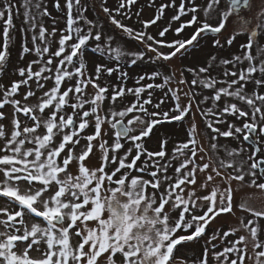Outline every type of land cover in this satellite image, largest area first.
Segmentation results:
<instances>
[{"label":"snow or ice","instance_id":"1","mask_svg":"<svg viewBox=\"0 0 264 264\" xmlns=\"http://www.w3.org/2000/svg\"><path fill=\"white\" fill-rule=\"evenodd\" d=\"M136 3L137 0H119L115 12L128 18L125 14ZM217 3L218 0H206L201 7L196 0H165L153 18L139 21L144 30L126 26L116 19L106 0H102L100 8L112 25L144 46L143 50L128 54L132 57L130 63L136 65L145 59L159 64L187 56L190 49L199 47L206 33L219 37L227 29L233 14L237 16V22L249 25L250 21L240 14V5L242 3L247 10L250 0H231L232 12L221 15L213 24L208 17ZM259 4L258 17L264 15V0H259ZM56 7H61L59 0ZM65 7L68 10L67 28L61 30L58 41L54 40L56 50L50 51L46 30L41 26L40 39L44 47L36 44L35 35L32 48L27 43L22 47V56L35 52L41 59L19 68V79L10 85L0 84V121L9 119L4 109L12 108L11 128L0 123V199L4 201L0 203V264H116L117 254L122 257V264H171L176 247L207 236V228L222 214L234 212L233 180L242 184L246 175H251L252 185L264 190V182L257 183L264 180V171L260 176L255 171L245 174L243 162L237 167L234 162L221 161L220 167L233 169L235 175L225 174L211 163H197L198 151L203 149H197L194 139L197 114L207 122L211 141H217L218 137L238 138L241 133H244V141L250 139L249 133L258 132L264 136V93L246 94V84L258 71L261 78L255 79L254 83L257 88L264 87V58H261L264 49L257 57L251 55L256 32L247 27L229 33L223 43L213 38L214 47L221 48L224 44L230 47L237 35L250 32L240 45L241 55L220 61L227 66L246 60L248 67L239 74L225 71L222 80L212 75L210 65L182 69L180 79L176 81L177 88L167 87L164 95L154 100V91L164 90L175 74L163 75V83L158 84L155 81L161 78V73L153 70L140 75L135 86L127 87L121 81L128 79V73L119 63L124 53L113 47V36L104 32L103 25L86 18L83 0H66ZM13 8L10 0H3L0 5V21L3 22L0 70L8 59ZM168 9L172 11L169 13ZM201 11L203 19L199 15ZM44 14H47L46 10ZM24 15L28 21L29 12L25 11ZM135 15L139 17L140 13ZM185 16L190 18L185 20ZM162 17L166 26L158 28L154 34L146 31L150 26H156ZM79 21H84L86 31L84 27L76 26ZM173 25L176 26L173 28ZM22 30L27 32V29ZM56 31L53 27V37ZM93 43L101 61L95 64L94 71H89L82 54ZM45 54L47 60L43 59ZM215 59L212 57L213 61ZM256 60H259L258 66ZM114 62L115 66H111ZM34 65L38 66L36 70ZM185 72L191 74L190 79L185 78ZM104 73L108 76L119 73L117 83L101 85L100 78ZM228 77L233 79L229 81ZM50 81L53 86L45 90ZM218 83L227 86L216 87ZM184 84L188 85V91L180 87ZM88 87L92 88L93 94L86 91ZM22 88L26 91L21 94ZM195 88L208 89L213 95L198 100ZM37 91L42 92V96L36 103L29 104ZM180 92H183L186 104L181 102ZM17 95H21V99H17ZM126 95L133 99L120 111H111L110 115L118 119L109 120L104 102L110 100L114 106ZM225 97L243 102L248 110L237 103L225 102L220 107L218 102ZM209 99L212 107L202 109L201 105ZM69 108L70 112L67 111ZM190 116L193 119L189 120ZM226 116L240 121L242 126L227 123L226 130H222ZM126 118L127 122L122 123ZM173 122L187 128V135L193 138L174 147L170 155L166 140L159 141L157 149H149L146 140L151 139L154 129ZM106 123L112 129L120 125L114 139L105 132L103 126ZM216 147L217 143H212V148ZM259 150L257 146L253 156ZM236 154L239 153L235 149L228 153L230 156ZM93 156H96L95 166L88 163ZM180 157L184 159L177 166ZM200 159L203 160V156ZM72 165H77L75 174L70 171ZM257 166L253 163L251 168ZM170 169L172 175L168 174ZM209 169L215 173V178L221 179L223 188L213 187L209 194L199 196L197 186L207 190L214 176L207 175L205 183L199 184L196 173ZM133 171L137 175H130ZM240 206L254 217H264V211H257L247 203ZM105 211L107 218L103 215ZM26 216L39 219L41 223L29 226ZM89 223H95L96 227H89ZM252 224L249 220L244 227L256 241L258 227L249 229L248 225ZM213 231L215 233L217 229ZM73 233L76 243H72ZM229 234V231H223V237ZM246 239L244 235L239 236L221 252L215 251L213 243L212 254L217 264H244L247 246L240 249L237 245ZM19 245L24 246L22 252L16 250ZM261 249H264V243H253L254 264H264V250ZM33 250L38 255H31ZM208 251L205 247L203 256L196 258L199 264H208ZM232 253H236L235 259L231 258Z\"/></svg>","mask_w":264,"mask_h":264},{"label":"rangeland","instance_id":"2","mask_svg":"<svg viewBox=\"0 0 264 264\" xmlns=\"http://www.w3.org/2000/svg\"><path fill=\"white\" fill-rule=\"evenodd\" d=\"M12 1V2H11ZM51 1L52 0H43L44 7L43 12L40 10L41 1L40 0H10V2L14 5L13 8V27L10 29L12 39L9 43L8 47V59L5 61V63L2 66V70H0V84L3 85H10V83L13 80L19 79L18 76V69L21 67H26L27 64L33 60L41 59L40 57H37L35 52L32 54H24L22 56V47L25 43H27V46L29 48L33 47L32 44V37L33 35L36 36V44L39 45L41 48L44 47V43L40 39V29L41 26L46 24L45 27V38L50 45V51L56 50V45L54 43L55 41H58L61 30L64 29L65 26H63V15L59 12V14H56L52 12L51 8ZM102 0H83V3L86 5V10L84 15L88 20L93 21L97 25H103V30L107 35L113 36V47H118L124 55L121 57L119 63L123 65V71L128 73V79L126 81H121V83H125L127 87H133L136 85V81L140 75H143L145 73H150L151 71L155 70L161 73V78L157 79L155 83H163V75H173L175 74V78L171 80L169 85L166 86L164 90L156 89L153 93L154 100H158L160 97L164 95V91H166L167 87H171L173 89L177 88L176 81L180 79L181 71L182 69H186L188 67H199V66H211V72L214 77H216L219 80L223 79V73L225 71H235L237 74L242 69H245L248 67V61L242 60L240 62H237L235 64H229L227 66L221 64V60L223 59H229L231 60L233 56L235 55H241V48L240 45L242 42H244L247 38L250 32L245 31L243 34H239L236 36L235 43L232 46H228L227 44H224L221 48H216L212 44L213 38H218L223 43L225 40V37L229 33L241 30L244 27H247L251 29L252 31H256L260 33V35L256 34L255 41L251 48V55L253 57L258 56V52L262 49H264V15L257 16V13L260 11V4L259 0H250V5L247 8V10L241 8L240 14L248 19L250 21L249 25L244 26L241 23L237 22V16L231 15V18L228 21L227 29L223 31L219 37H216L215 35L211 34H205V37L200 40L199 47L196 49H190L189 54L183 58H176L171 61H161L159 64L155 62H150L145 59L141 61V64H139V61L136 65L128 64L130 63L129 59H132L131 56H129V53H136L141 50H143V45L140 44L138 41L130 38L126 33H123L122 30L117 29L114 25L111 24L108 16L102 11L100 8ZM165 0H137V3L131 7V9L125 14L128 18H125L124 15L118 14L115 12V7L118 5L119 0H106L107 5L112 9L113 15L116 19H119L124 23L126 26L134 27L138 30H144L141 28V25L139 21L148 20L154 17L156 14V9L161 3H164ZM3 0H0V5H2ZM40 4L39 7L37 5ZM196 4L203 7L206 4V0H196ZM32 5V7L30 6ZM155 5V7L153 6ZM46 9L47 14H44V10ZM25 11H28L30 14V18L28 21L25 20ZM169 13L172 11L171 9L167 10ZM139 12L140 16L137 17L135 14ZM232 12V9L229 7V3L226 2V0H218V3L213 5V10L211 11L208 19L210 22L215 24L218 19L223 14H229ZM75 13V10H74ZM201 19L204 18V13L201 11L199 13ZM75 18V16H74ZM190 17L185 16L184 19L187 20ZM40 19L47 20V22H44V24L40 25ZM35 23V28H32V24ZM0 24H3L2 21H0ZM261 25L260 28H256L255 25ZM76 26L84 27L85 31L87 30L86 26L84 25V21H79ZM166 26L164 23V18L162 17L158 24L156 26H150L148 29H146L147 32L150 34H154L157 32V29L160 27ZM176 25H173V28ZM55 27L57 29L55 37L51 35L52 29ZM22 29H27V32L23 31ZM50 42V43H49ZM3 45V26L0 25V47ZM95 45L90 44L88 49L82 54V58L84 60L85 65L87 66L89 71H94V66L96 63H99L101 61L100 53L96 52L94 50ZM164 51H167V49H163ZM151 55V53H149ZM212 57H216V59L213 61ZM47 54L43 57L44 60H47ZM126 58V59H125ZM261 58H264L262 56ZM16 59V60H15ZM104 59H107V57H104ZM58 63V61H57ZM128 67H127V65ZM149 63L151 66L145 67L146 64ZM148 64V65H149ZM256 64L258 66L259 60H256ZM78 66V65H77ZM115 66V62L111 65ZM131 67V68H130ZM145 67V68H144ZM38 66L34 65V70H36ZM119 75L117 73L114 76H108L107 73L102 74L100 78L101 85L104 84H115L117 83L116 77ZM184 76L186 79L191 78V74L185 72ZM261 73L258 71L253 74L252 80L246 84V94H252L255 91H259L260 93H264V87H259L254 83L255 79H260ZM233 79V77H228V80L230 81ZM151 81H144V83H148ZM53 86V82H48L47 87L45 90ZM227 84L225 83H218L216 87H226ZM35 87V84H33V88ZM184 91H188V85L184 84L180 86ZM197 92V99L203 100L204 96L211 97L213 93L208 89H201V88H195L194 89ZM234 90V89H233ZM26 89L22 88L20 90V93L22 94ZM89 94L92 93V88L88 87L86 90ZM146 95V93L144 94ZM180 95L182 97L181 102L187 103V100L183 99V92H180ZM42 96V92L37 91L36 96L33 98H30L28 103L34 104L38 101V98ZM0 98H2V93H0ZM17 99H21V95H17ZM133 99L132 96L126 95L123 100L118 99L114 106H112V102L110 100H106L104 102L103 108L106 112L109 113L108 119H118V117H112L110 115L111 111H120L123 107L127 106V103ZM227 103H237L239 107L247 109V105L243 102H240L236 100L235 98L231 97H225L222 98L221 101H219L220 107L223 106V104ZM212 107V100L209 99L208 101H205L202 105V109H207ZM67 111H71V109H67ZM193 111H195V108H193ZM4 112L6 115L9 116L8 120L0 121V123H3L7 125L9 128H11V112L12 108L11 106H8L4 109ZM130 118V117H129ZM193 119L191 116L189 117V120ZM226 123L221 125L222 130H226L227 123H236L237 126H242V123L240 121H234V118L231 116L225 117ZM127 118L122 122L126 123ZM195 122L197 124V132L194 136V139L196 140V147L197 149H203V151H198V155L196 157V161L199 164L203 163H211L213 167L218 168L221 172L228 174L231 173L235 175V171L233 169H227V168H221V161L228 163V162H234L237 167L241 166V162H243V171L245 174H248L252 171H255L257 176L261 175V172H259L256 169H252L251 165L253 163L258 162L260 158L264 161V136H261L258 132L256 133H249L250 139L247 141H244L243 136L244 133L239 134L238 138L233 137H218L217 141H211L210 137L212 133L210 130H207V122L200 116H195ZM105 132L110 134L112 138H115V133L120 130V125H117L115 129L111 128V125L106 123L104 124ZM134 128H139V125H133ZM91 132V129L88 130ZM188 129L185 127H182L181 125L173 122V123H164L161 124L159 127H156L151 134V139L146 140V144L149 147V149H157L158 148V142L159 141H167V149L169 155L172 152V149L176 146H179L181 143H186L189 139H192L193 137H189L187 135ZM248 142V143H246ZM212 143H217L216 149L212 148ZM259 147V152L256 153L255 156H253V152L256 151V147ZM191 147V146H190ZM233 149L237 150L236 155H228L229 152H231ZM243 149L241 152L240 150ZM125 151H127V146L125 147ZM123 155V153H121ZM187 155L190 156V152H187ZM203 156V160L200 159V157ZM253 156V158L250 160L249 157ZM259 158V159H258ZM184 157H180L177 160V166L180 162H183ZM258 159V160H257ZM88 163L92 166H95L96 156H93ZM77 165H72V168L70 171L73 172V174L76 173ZM109 170L111 171V166L109 167ZM169 175L173 174L172 169L169 170ZM212 174L214 176V181L210 183L207 187V190L201 189L197 186L196 191L197 195L203 196L207 195L211 192L213 187H220L223 188V183L220 178H215V173L211 172V169L206 170L204 173L197 172L196 177L199 184H204L207 175ZM130 175H137L136 172H131ZM147 179V177H144ZM2 179V177H0ZM252 176L246 175L245 181L241 184L237 181L231 182V187L233 189V200H234V212L232 214H222L214 224L209 226L207 228V236L194 240L192 242H183L178 247L174 249V256L172 257L171 264H199L197 261V257H202L205 247L208 248V264H217V260L212 254V244L215 243V251L221 252L223 251L224 247L230 246L232 242H235L238 240L239 236L244 235L247 237V239L238 244L237 246L240 249H244L245 246H247V253H246V259L244 261V264H254L255 260V253L252 250V245L254 242L258 243H264V217L257 218L254 217L253 214L244 208H242L240 205L241 203H247L251 206H253L257 211H264V190L259 189L258 187L252 185ZM264 182V180H258L257 183ZM109 187L115 186V185H107ZM151 188L148 189V194L151 195ZM123 200L124 198L121 197ZM0 203H4L3 199H0ZM104 218H107L108 213L104 212ZM26 222L31 225V223H41L39 219H31L30 217H25ZM252 220L253 224L248 225V228L251 227H258L257 232V238L256 241H253L250 232L248 229L244 227V225L248 224V221ZM43 226V225H41ZM91 228H95V223H89L88 225ZM213 229H217V231L214 233ZM229 231L230 234L227 237H223V231ZM184 234V233H183ZM208 240L209 243L205 244V241ZM72 243H76V237L75 234H72ZM23 245H19L17 247L18 252L23 251ZM264 250V249H261ZM31 255L36 256L38 253L33 250L31 252ZM247 257H251V259H248ZM231 258H236V253L231 254ZM116 264H122V257L117 254L115 256Z\"/></svg>","mask_w":264,"mask_h":264},{"label":"trees","instance_id":"3","mask_svg":"<svg viewBox=\"0 0 264 264\" xmlns=\"http://www.w3.org/2000/svg\"><path fill=\"white\" fill-rule=\"evenodd\" d=\"M41 1V6H40V4H38L39 6H40V10L43 12V5H44V2H43V0H40ZM12 2V1H11ZM51 8H52V12H54V13H56V14H59V12L63 15V26H65L64 27V29L63 30H65L66 28H67V16H68V10H67V8L65 7V3H66V0H59V3H60V5H61V7L60 8H57L56 7V4H57V0H52L51 1ZM31 7H32V5H30ZM46 10V9H45ZM45 10H44V12H45ZM41 21H44V22H47V20H42V19H40V22ZM44 22H41V24L40 25H42V24H44ZM1 25V27L3 26V24H0ZM44 29H45V27H46V24L45 25H43L42 26ZM50 43V42H49ZM126 59V58H125ZM16 60V59H15ZM129 60H131V59H129ZM150 63V62H149ZM149 63H146V64H142V65H145V67H147L148 68V66H151V64H149ZM128 64H131V63H128ZM139 64H141V61H139ZM149 64V65H148ZM126 65H127V63H126ZM127 67H128V65H127ZM144 67V68H145ZM131 68V67H130Z\"/></svg>","mask_w":264,"mask_h":264},{"label":"water","instance_id":"4","mask_svg":"<svg viewBox=\"0 0 264 264\" xmlns=\"http://www.w3.org/2000/svg\"><path fill=\"white\" fill-rule=\"evenodd\" d=\"M228 2H229V6H230V8L233 10V5H232V3H231V0H227ZM241 7H244V5L241 3V5H240V8ZM262 167H264V165L262 164V161H260L259 162V168L261 169Z\"/></svg>","mask_w":264,"mask_h":264},{"label":"flooded vegetation","instance_id":"5","mask_svg":"<svg viewBox=\"0 0 264 264\" xmlns=\"http://www.w3.org/2000/svg\"><path fill=\"white\" fill-rule=\"evenodd\" d=\"M255 32H256V31H255ZM256 34H257V35H258V34L260 35V33H258V32H256ZM181 234H183V233H181Z\"/></svg>","mask_w":264,"mask_h":264}]
</instances>
